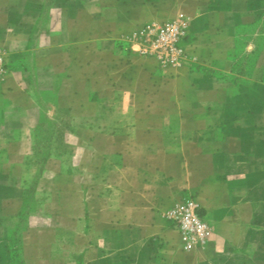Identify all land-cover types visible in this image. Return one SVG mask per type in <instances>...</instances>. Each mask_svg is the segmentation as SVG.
<instances>
[{
	"label": "rangeland",
	"instance_id": "rangeland-1",
	"mask_svg": "<svg viewBox=\"0 0 264 264\" xmlns=\"http://www.w3.org/2000/svg\"><path fill=\"white\" fill-rule=\"evenodd\" d=\"M128 1L133 8L125 7ZM140 2L0 0L12 25L25 32L15 50L0 48L6 72L31 74L36 103L10 110L35 124L23 130L29 139L16 142L15 154L0 157V264H145L147 257L161 264L207 262L214 231L190 186L205 173L187 170L189 145L171 139L163 109L168 116L175 104H111L119 96L111 93V80L122 87L123 73L133 67L178 68L139 51L144 26L175 19L149 18ZM257 7L264 33V0H256ZM257 26L239 28L235 57ZM186 36L181 45L187 53ZM263 41L261 34L257 44ZM254 58L235 63L231 96L237 79L251 85L245 75ZM110 67L118 77H109ZM78 73L86 81L78 83ZM188 196L209 236L204 246L184 251L163 220ZM157 238L166 249L149 251L148 241Z\"/></svg>",
	"mask_w": 264,
	"mask_h": 264
},
{
	"label": "crops",
	"instance_id": "crops-1",
	"mask_svg": "<svg viewBox=\"0 0 264 264\" xmlns=\"http://www.w3.org/2000/svg\"><path fill=\"white\" fill-rule=\"evenodd\" d=\"M139 5L149 18H184L188 54L178 68L133 67L123 73L122 87L111 80V93L119 95L111 104H175L168 116L163 109L166 125L173 127L171 139L189 145L183 163L187 170L205 173L190 184L214 231L204 263L264 264V41L257 44L264 33L256 22L261 8H256V0H141ZM125 7L133 5L128 1ZM8 15L0 6V48L13 51L25 32L23 26L12 25ZM251 25L258 26L235 57L239 28ZM251 54L255 58L245 75L251 85L246 87L237 79L238 85L233 84L237 95L231 96L235 63ZM114 68L110 67L109 77H118ZM86 79L78 73V83ZM30 80L29 72L15 70L7 71L0 81V157L15 154L16 142L29 139L23 130L34 127V120L10 112L20 108L18 104H36ZM215 238L227 245L215 244ZM148 242L149 251L156 246L166 249L158 238ZM142 263L161 264L154 257Z\"/></svg>",
	"mask_w": 264,
	"mask_h": 264
},
{
	"label": "built area",
	"instance_id": "built-area-1",
	"mask_svg": "<svg viewBox=\"0 0 264 264\" xmlns=\"http://www.w3.org/2000/svg\"><path fill=\"white\" fill-rule=\"evenodd\" d=\"M139 51L154 56L162 66L179 67L187 53L181 45L186 36V22L182 18L147 24L140 32ZM6 74L0 53V81ZM165 221L178 235L181 248L189 251L204 246L208 241L209 226L203 219L197 203L190 196L176 202L164 213Z\"/></svg>",
	"mask_w": 264,
	"mask_h": 264
}]
</instances>
